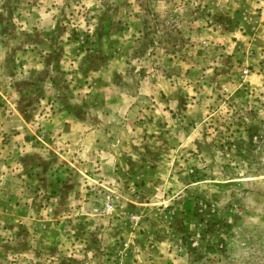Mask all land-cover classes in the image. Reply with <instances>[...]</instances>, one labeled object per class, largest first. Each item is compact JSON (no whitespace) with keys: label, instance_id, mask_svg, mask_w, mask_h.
<instances>
[{"label":"rangeland","instance_id":"rangeland-1","mask_svg":"<svg viewBox=\"0 0 264 264\" xmlns=\"http://www.w3.org/2000/svg\"><path fill=\"white\" fill-rule=\"evenodd\" d=\"M0 264H264V0H0Z\"/></svg>","mask_w":264,"mask_h":264}]
</instances>
